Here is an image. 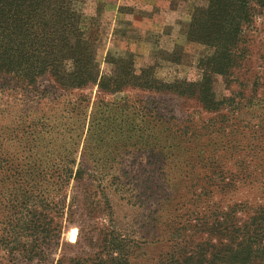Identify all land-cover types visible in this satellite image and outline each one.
<instances>
[{
	"label": "rangeland",
	"instance_id": "374dc122",
	"mask_svg": "<svg viewBox=\"0 0 264 264\" xmlns=\"http://www.w3.org/2000/svg\"><path fill=\"white\" fill-rule=\"evenodd\" d=\"M85 3L100 75H115L112 57L159 84L201 78L210 50L187 32L206 2ZM240 48V67L214 77L218 112L136 87L99 103L96 85L49 78L0 90V264H162L183 249L230 264L222 244L264 235V10Z\"/></svg>",
	"mask_w": 264,
	"mask_h": 264
},
{
	"label": "trees",
	"instance_id": "16d2710c",
	"mask_svg": "<svg viewBox=\"0 0 264 264\" xmlns=\"http://www.w3.org/2000/svg\"><path fill=\"white\" fill-rule=\"evenodd\" d=\"M202 1L206 4L194 8L187 32L189 41L210 50L199 60L201 78L159 84L149 68L136 75L132 60L107 57V63L116 69L115 75H100L97 41L83 28L86 0H0V90H25L49 78L63 90L96 85L99 103H105L109 94L136 87L194 97L204 110L218 112L226 101L215 99L214 77L227 79L240 67L244 31L257 10H264V0ZM262 230L247 228V241L240 236L238 243L231 240L228 245L222 244L221 263L223 259L230 264H251V259L264 262ZM178 255L166 258L162 264H211L204 260V252L183 249Z\"/></svg>",
	"mask_w": 264,
	"mask_h": 264
}]
</instances>
